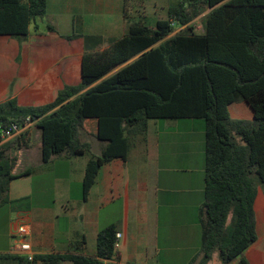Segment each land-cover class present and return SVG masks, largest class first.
Returning a JSON list of instances; mask_svg holds the SVG:
<instances>
[{"label": "trees", "instance_id": "1", "mask_svg": "<svg viewBox=\"0 0 264 264\" xmlns=\"http://www.w3.org/2000/svg\"><path fill=\"white\" fill-rule=\"evenodd\" d=\"M128 4L124 0V37L110 40L102 51L88 50L102 37H84L79 85L65 86L44 106L23 107L15 99L0 103V208L26 201H10L8 193L15 180L31 174L14 173L17 152L29 146L30 125L41 133L43 163L58 156L89 157L86 197L103 165L126 161L135 140H146L151 120H203L201 251L189 264H210L215 254L222 264H247L242 255L257 241L255 202L264 184V0H178L153 22L135 19ZM46 15L47 0H0V39L39 32ZM200 17L198 33L194 21ZM238 104L250 110V118L232 116ZM84 136L105 144L100 155ZM118 233L115 225L99 232L93 257L39 260L105 264L118 255Z\"/></svg>", "mask_w": 264, "mask_h": 264}, {"label": "crops", "instance_id": "2", "mask_svg": "<svg viewBox=\"0 0 264 264\" xmlns=\"http://www.w3.org/2000/svg\"><path fill=\"white\" fill-rule=\"evenodd\" d=\"M177 2L167 0L166 6L160 7L164 17L154 7L134 18L152 22L163 19ZM123 13L124 0H47V15L39 32L31 30L22 40L0 39V103L15 99L23 107L44 106L53 102L65 86L79 85L87 48L84 37H102L88 50L106 49L110 40L127 33ZM199 20L201 17L194 24ZM48 26L55 32H50ZM198 28L202 26L196 27L198 33L202 32ZM181 30L176 29L170 37ZM73 36L72 40L65 39ZM230 112L239 119L251 116L244 104L234 105ZM83 142L97 156L105 146L89 136H84ZM41 148V133L30 125L29 146L17 152L14 173L31 174L15 180L8 193L10 201H26L0 208V264H20L11 236L12 224L18 218L29 226L28 241L38 260L48 255L93 257L99 232L112 225L121 235L118 255L105 264H159L163 252V264H179V260L189 264L200 254L198 242L186 256L179 247L169 244L187 240L183 232L179 234L184 212L195 211L193 229L197 238L201 233L204 123L194 119L151 120L146 140H135L126 161L116 159L103 165L86 197L83 182L89 157L58 156L45 164ZM255 213L257 241L242 258L247 264H264L263 190L258 191ZM163 227L167 241L161 248ZM210 264H222L218 254Z\"/></svg>", "mask_w": 264, "mask_h": 264}, {"label": "rangeland", "instance_id": "3", "mask_svg": "<svg viewBox=\"0 0 264 264\" xmlns=\"http://www.w3.org/2000/svg\"><path fill=\"white\" fill-rule=\"evenodd\" d=\"M164 1V2H163ZM163 3V4H162ZM167 4V0H149L148 2L144 3L142 0L140 1H136V0H129V10L130 13L137 17L140 14H144L147 12H149L150 9H153L155 7V9L157 10V13L159 15H161L162 17L165 16V12L162 10L161 8L162 6H166ZM196 27L201 26V20L197 21L195 23ZM202 30L201 28H198V30ZM198 122H202L204 123L203 120H198ZM259 190H263L264 191V184L259 185ZM184 215V218L181 219V221H179V234L182 233V235L185 236V240L182 244H178V243H170L169 246L173 247V248H178L179 247V251H182V253L186 256L189 255V253H191L193 247L195 245H197L198 242V246L201 244V233L200 235H198L197 238V234L195 233V230L193 229V223L195 222V211L192 213V211H188V212H184L182 213ZM161 248L165 246V241H167V237L165 236L166 229L161 228ZM184 250V251H183ZM166 256L164 254V252L162 253L161 257H160V261L159 264H163L164 260H165ZM179 264H181V261L179 260Z\"/></svg>", "mask_w": 264, "mask_h": 264}, {"label": "built area", "instance_id": "4", "mask_svg": "<svg viewBox=\"0 0 264 264\" xmlns=\"http://www.w3.org/2000/svg\"><path fill=\"white\" fill-rule=\"evenodd\" d=\"M15 134L19 133V129L16 126L12 127ZM11 236L15 242L13 252L20 258L26 260V264H42L39 261L34 252L28 237L30 236V230L27 223L22 218H18L12 224ZM121 235L117 234V239L119 240ZM115 248L119 249V241L115 244Z\"/></svg>", "mask_w": 264, "mask_h": 264}]
</instances>
